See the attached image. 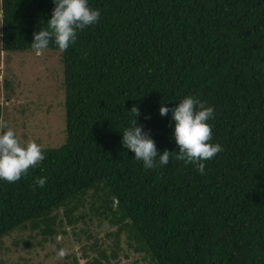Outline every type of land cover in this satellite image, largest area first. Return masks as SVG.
<instances>
[{
    "label": "trees",
    "instance_id": "1",
    "mask_svg": "<svg viewBox=\"0 0 264 264\" xmlns=\"http://www.w3.org/2000/svg\"><path fill=\"white\" fill-rule=\"evenodd\" d=\"M88 5L98 23L66 51L48 49L60 51L64 142L42 148L45 159L17 182L0 180V238L24 228L62 234L90 192L151 264H264V0ZM54 6L0 0V50L33 52ZM188 95L214 109L210 142L223 151L204 175L174 157L145 169L121 143L129 110L138 108L137 125L159 153L175 152V122L159 108Z\"/></svg>",
    "mask_w": 264,
    "mask_h": 264
},
{
    "label": "rangeland",
    "instance_id": "2",
    "mask_svg": "<svg viewBox=\"0 0 264 264\" xmlns=\"http://www.w3.org/2000/svg\"><path fill=\"white\" fill-rule=\"evenodd\" d=\"M60 51L0 52V119L7 122L22 145L35 141L42 148H56L64 142L63 90ZM88 192L77 209L76 223L53 237L29 228L0 238V264H151L134 238L98 210ZM57 215H60L58 211ZM45 238V239H43ZM68 255L58 258L59 249Z\"/></svg>",
    "mask_w": 264,
    "mask_h": 264
},
{
    "label": "clouds",
    "instance_id": "3",
    "mask_svg": "<svg viewBox=\"0 0 264 264\" xmlns=\"http://www.w3.org/2000/svg\"><path fill=\"white\" fill-rule=\"evenodd\" d=\"M54 8L46 28L33 33L31 49L36 56H41L54 44L61 52L66 51L77 39V33L98 23L100 11L89 7L88 0H53ZM3 34L0 33V36ZM130 113L135 117L131 126L122 133V146L134 153L137 161H142L145 169H153L169 164L174 157L186 165H192L201 175L205 174V161L213 159L223 151L219 144L211 143L212 128L208 121L213 117L214 109L206 106L197 97L188 95L172 109L161 105L159 114L171 112L174 123L173 138L178 151L167 149L159 153L149 134L137 125L140 116L138 108L133 106ZM149 117H145L148 119ZM45 159L42 147L35 141L22 145L16 133L0 119V180L15 183L28 174ZM47 177H39L34 184L43 188ZM58 258L68 255V250L61 248L56 253Z\"/></svg>",
    "mask_w": 264,
    "mask_h": 264
},
{
    "label": "crops",
    "instance_id": "4",
    "mask_svg": "<svg viewBox=\"0 0 264 264\" xmlns=\"http://www.w3.org/2000/svg\"><path fill=\"white\" fill-rule=\"evenodd\" d=\"M0 52H2V51L0 50Z\"/></svg>",
    "mask_w": 264,
    "mask_h": 264
}]
</instances>
